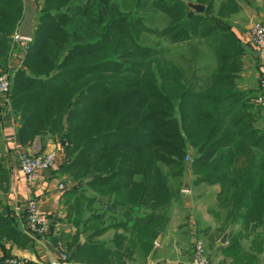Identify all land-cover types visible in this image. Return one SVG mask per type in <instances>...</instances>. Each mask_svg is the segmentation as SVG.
Returning <instances> with one entry per match:
<instances>
[{"label": "trees", "instance_id": "16d2710c", "mask_svg": "<svg viewBox=\"0 0 264 264\" xmlns=\"http://www.w3.org/2000/svg\"><path fill=\"white\" fill-rule=\"evenodd\" d=\"M36 2L33 39L11 87L19 143L26 149L38 137L43 151L47 136L59 137L73 155L60 173L70 172L72 181L95 192L86 199L78 191L85 203L76 209L101 203L111 216L110 225L88 232L68 259L102 258L110 245L120 249L122 243L130 244L125 248L130 252L136 246L147 253L168 221V209L185 196L179 189L187 149L193 153L188 165L193 187L216 186L210 195L225 220L244 228L251 224L253 230L261 226L264 233V126H256L264 113L259 96L236 85L246 51L230 27L219 23L220 10L213 17L193 13L182 0H126L131 5L126 13L117 0ZM22 17L23 0H0V74L7 70L10 36ZM152 36L158 38L153 44L148 43ZM192 40L209 47L213 65L194 66ZM162 41L186 45L191 57L181 59L187 67L159 59L166 50ZM11 50L19 55L17 45ZM203 73L206 78L199 76ZM0 175L10 179L1 159ZM103 214L81 227L103 220ZM118 228L132 238L117 234L109 243L89 242ZM37 240L0 214V242L30 248ZM53 242L63 249L70 245L67 236ZM237 249L234 240L223 250L230 257ZM9 257L5 252L0 264ZM239 258L256 261L243 252Z\"/></svg>", "mask_w": 264, "mask_h": 264}, {"label": "rangeland", "instance_id": "374dc122", "mask_svg": "<svg viewBox=\"0 0 264 264\" xmlns=\"http://www.w3.org/2000/svg\"><path fill=\"white\" fill-rule=\"evenodd\" d=\"M182 1H183V3L184 2H190V3H196V4L201 5L203 7L202 13H204L210 17H213L214 13H216L217 11L220 10L221 14L219 15V23L220 24L222 23L223 25L229 26L230 29L234 33L238 31L239 34H244L243 32L245 31L246 28H244L243 26H245V24L248 23L247 31L249 32L250 27L254 24V21L252 20L253 17H251V13L253 10L250 6V3H253V2L257 3L259 0H182ZM117 2H120L121 10L124 13L129 12L131 5L127 4L126 0H117ZM38 10H39V8H38ZM148 13L157 14V12H155L154 10H150V11H148ZM199 14H201V13H199ZM150 27L154 30L159 29L158 25H151ZM235 29H238V30H235ZM16 32H17V29L10 36V39L12 42H10L11 48H10V52L8 53L9 55L6 59L7 67H8V65H10L12 63L13 54H12L11 49L14 47V45H17L16 43H19L15 39ZM157 41H158V38L152 36V37H150V40L148 41V43L151 42L153 44ZM160 43L166 48V50L164 53H162V55L159 56V59L172 61L176 65H178L184 69V67L187 64H186V62L182 61L181 57L182 56L185 58L191 57V52L187 51L186 45L182 44V43L181 44L180 43L179 44H168L167 41H162ZM191 44H192L191 49H193L194 51L197 52L195 57L193 56V58L195 59V62H196L194 65L195 67L201 69L206 65H212L213 64L214 55L212 54L211 50L209 49V47L206 44H204V43L198 44L197 40L196 41L192 40ZM193 68L194 67H192V69ZM14 70H16V69H14ZM188 74L189 73L186 72L185 75H188ZM206 74L203 73V75H199V76L206 78L207 77ZM12 81H13V79H12ZM11 96H12V93H11ZM258 99H259V97H257V99H256L257 102L260 101ZM0 114H1V118L3 117V115H5L4 113H0ZM67 116H68V114L65 113L62 117V123L64 125H66ZM256 126L258 128H260V127L263 128L264 122H258L256 124ZM0 129H1V119H0ZM46 139H47V142H50L53 146L52 149H54V153L56 156L55 157V165H56L57 171H58L50 179V183L51 184L55 183L56 188H58L59 185H62V194L65 193L66 191L70 190V189H73V191H74L73 194H66L65 193L62 196V200L60 201V204H59L60 205L59 206L60 207L59 212L56 214L55 217L52 215V216L47 218V221L49 224V230H48L47 235L49 237L52 234L57 235V237L62 236L63 238H65L67 236V241L70 245H68L69 247H66V245H65L64 250H65V255H68V253H70V250L73 247L78 245V243H80L81 241H84L88 232H90L96 228H99L102 225L107 224V222L110 223L109 218L111 216H109L110 214H107L105 212L106 206L102 205L101 203L93 204L91 207L86 208V210L81 209L78 211L76 209V207H75L76 205H80V207H82L83 203H85V199L82 200L80 198V196L77 194L78 191L84 192L86 199L95 195V192L91 191L90 189L82 188L76 181H72L70 172L60 173V171H59L60 166L67 163L68 161H70V159L72 158L73 155L67 154V150L64 149V146L60 142L59 137L47 136ZM3 141L4 140H2V136H1V132H0V159H1L4 167L6 168L7 172L10 173V171L12 170V166H11L9 159L7 158V148L5 147V142H3ZM35 144L37 147H39L37 145V143H35ZM40 146H42V145H40ZM20 148L22 149L23 146H20ZM40 149H41V147H40ZM43 151L45 152L48 150L45 148ZM186 156H188L190 158V161L192 160L193 153L190 149L186 150V153L182 158V167H183L182 178L184 175V171H186L188 178H189V190L184 194L185 196L182 198L183 200H182L181 206L176 204L177 202L173 204L172 207H174V209H173V213H172V217H171L174 226L182 223L181 228H183V231H185L184 232L185 236L181 235L183 237L181 238V241L179 242L180 244H178V246H177V247H179V249L177 248V252L179 254V256H177L178 257L177 259L181 260L182 264H188L189 258L191 255V242H192V240L195 239L197 242H200L201 245L203 246L204 251H205V255H206L207 260H208V264H229L230 262H231V264H264V256H263L264 243H263V238L261 235L257 237L256 243L252 244V242H249L250 244L253 245V246L251 245V248L249 246L250 244L247 243L248 239H246L247 242L245 240L239 241L243 250L247 251L246 253L253 255L255 257L256 261L255 260L254 261L253 260L248 261L247 259H244V258L240 259L239 254L241 253V251H238L239 249H237L235 252H233L230 255V257L228 256V253L230 251L226 252L223 250L222 255L226 259L225 260L226 262H224V263L220 262V260L214 259L215 258L214 257V248L218 244L217 243V237H213V238L208 237V234L212 235V234H214L215 231H213L212 230L213 228L211 227L213 225V221H212L213 219H211L212 214L210 211L207 212L205 210V208H207V206H211L212 204L215 203L214 197H212V195H210V193H212V191L216 190V186H212L209 188V187H202L201 185H198V186L193 187L192 181H193L194 175L190 173V171L188 169L189 166L186 164V162L184 160ZM9 177H10V175H9ZM174 182H175V180H169V184L171 187L176 186ZM181 182H182V179H181ZM9 183H10V179L8 180V178H7V181H5V179H2L0 177V214L5 213L10 218H12V220L14 222H16V220L14 218V217H16L15 213H19L23 206L21 207V205L19 203H16V201H13L16 204L12 203V206H10V207L5 204L6 199H5L4 195L8 193ZM3 187L5 188V190H3ZM180 187H181V185H180ZM209 195H210V197H209ZM204 197H206L207 200H205L204 204H201L202 206H200L199 202ZM32 199L39 201L36 198H32ZM219 210L220 211L217 212L216 214H219L220 217H224L225 211L222 209H219ZM205 211L207 213V217L204 216ZM100 213H104L103 214L104 215L103 220L92 221L91 224L89 223L88 225H86V228H84V229L81 227L82 221H84V220L86 221V220L90 219L93 215H99ZM238 224L241 225V223H238ZM206 226H207V228H206ZM250 226H251V224H250ZM250 226H247L245 228H241L240 231H244L245 233H247L246 236H248L249 232L250 233H255V231L257 232L258 227L253 230V229H250ZM241 227H242V225H241ZM23 228H24V225H23ZM201 229L206 230V232L203 235L201 234V232H199V230L201 231ZM261 229H262V227H261ZM23 231H24V229H23ZM118 233L119 232L113 231V232H111L109 237H112V236L114 237ZM261 233H263L262 230H261ZM256 234H258V233H256ZM218 235L220 236L221 233L219 232ZM49 237H48V239H49ZM106 237L107 236L105 235L104 238H106ZM185 238L188 239L190 242H187L185 240ZM45 240H46V238H45ZM234 240L236 242H238L237 237ZM101 241H102L101 235H96V236L91 237L89 239V242H91V243H100ZM129 245H130L129 243L128 244L122 243L119 245L120 249L115 247V246L110 245L106 249V252L108 251L107 257H106L107 260L100 258V256L97 254H92V255H88L85 258H79L78 261H81V262H77V260L76 261L72 260L71 263L73 262L72 264H104L106 262L109 263V261H112L113 263H115V259H116L115 256L118 254H120L122 256L120 258H123V259H120L119 262L120 261L122 263L124 262V264L130 263V259H131L130 257H131L132 251L130 252L129 249H125L126 246H129ZM134 248H136V246L133 247V249ZM259 250H261L260 253H259ZM11 257H13V256H11Z\"/></svg>", "mask_w": 264, "mask_h": 264}, {"label": "crops", "instance_id": "0c3cea01", "mask_svg": "<svg viewBox=\"0 0 264 264\" xmlns=\"http://www.w3.org/2000/svg\"><path fill=\"white\" fill-rule=\"evenodd\" d=\"M255 4L256 6L251 7L253 10L251 13V17H253L252 20L254 21V23H260L264 26V7L262 8V6L264 5V0H259ZM247 25L248 23L245 24V26H243L244 28H246L245 31L243 32L244 34H239L238 31L235 32V35L237 36L239 41L243 44L244 50L246 51L240 59L241 69L238 73L236 85L240 90L247 92L249 95L252 96L256 95L261 97V100L259 101V105L262 106V111L264 113V90L261 88V83L264 82V50L252 47L248 44ZM17 42H19L16 43L18 46L19 55L14 53L13 56L18 57L19 59L21 57L23 59L25 54V46L28 42H23L18 40ZM22 59H20L21 60L20 68L16 69L14 71V74L18 70L23 69ZM0 132H1L2 140H4L3 142H5V147L7 148V158L9 159L12 166V170L10 171V183H9L8 193L4 195L6 199L5 204L10 207L12 206V203L14 204L19 203L22 207L30 198H36L40 202L42 212L46 217V219L52 215L55 217L56 214L59 212V208H60L59 204L64 194V193L62 194V189L56 188L55 183L53 184L50 183V179L53 177L54 174L58 172L56 165L53 170L42 172L41 174H39L36 178L33 187H29V185L25 180V177L18 168V150L21 145L19 143L17 136V125L14 119L12 118L11 114H5L1 118ZM35 143H37L39 147H42L40 145H43V142L38 137L34 140L32 144L36 145ZM44 148H46L47 150H51L53 146L50 142H47L46 140V142L44 143ZM205 200H207L206 197L200 200V202L198 201L200 206H202L201 204H204ZM13 201H16V203ZM172 206L173 205H171L170 208L168 209V216H167L168 221L164 229L160 231L152 241L151 249L147 253H141V254L137 251V248H135V250L133 249L130 257L131 258L130 263H126V264H182V261L177 259L178 258L177 256H179L177 252V248L179 249V247L177 246L178 244H180L179 242L183 237L181 235H184L185 231H183V228H181L182 223L174 226L171 219L174 209V207ZM207 207H211L210 209L212 214L211 219H213L212 220L213 225L211 227L213 228L212 230L215 231L214 234L212 235L208 234V237L209 238L217 237V243H218L214 248L215 260H220V262L223 263L226 262L225 261L226 259L222 255L223 249L225 248V246L228 245L230 241L231 242L234 241L236 237L238 238L237 243L239 249H241L242 250L241 252L243 253H246L247 251L243 250L239 241L241 240L246 241V239H248V242L247 241L246 242L249 243L251 242V240H253V236L255 233H258L259 236L260 235L262 236L264 243V233H261L262 230L261 226H258L257 232L256 231L255 233L249 232L248 236H246L247 233H245L244 231H240V229L244 227H241V225H239L237 222L231 224L228 220H225L223 217H220L219 214H215L220 211L215 203ZM205 210L208 212L207 208H205ZM206 211L204 212V216L207 217ZM21 212L22 211H20L19 213H15L16 217L14 218L16 220L15 222L16 226L23 231L24 223L22 220V216L20 214ZM109 225L110 224L107 222V224L101 226V229ZM113 231H114L113 229H108L106 232H103L101 234V238H102L101 243L111 242V237L109 236ZM115 231L119 232L118 235L126 237L127 240H129V238L130 239L132 238L127 232H124L122 228H118ZM199 232H201V234L203 235L206 232V230L201 229V231L199 230ZM219 232L221 233L220 236L218 235ZM105 235L107 236L106 238H104ZM56 236L57 235L52 234L50 238L47 239V241L45 242L35 241L30 248H18L16 246H12L8 242H0V259L3 257L4 253L7 252L9 253V255L13 257L26 259L27 261H29L30 264H48L50 262L60 261L62 255L65 254V250L61 248V245L59 243L53 242V239ZM221 239L223 240L221 241ZM127 240L126 242H128ZM185 240L187 242H190L186 238ZM253 242L256 241L254 240ZM252 244L249 245L250 248ZM260 252L261 250H259V253ZM102 255L104 256V257L102 256V259L107 260L106 258L107 254L102 253ZM263 256H264V249H263ZM120 257L122 256L118 254L115 256L116 258L115 263L109 261V263L106 262L104 264H124V262L123 263L121 261L119 262L120 259H123Z\"/></svg>", "mask_w": 264, "mask_h": 264}, {"label": "built area", "instance_id": "2783aa9c", "mask_svg": "<svg viewBox=\"0 0 264 264\" xmlns=\"http://www.w3.org/2000/svg\"><path fill=\"white\" fill-rule=\"evenodd\" d=\"M16 40L29 42L19 39L16 32ZM247 41L255 48L264 50V26L260 23H254L248 32ZM21 60L18 57L12 58V63L8 65L7 70L0 74V111L4 114H10L11 111V86L14 74V69L20 68ZM261 88L264 90V82L261 83ZM261 97H259L258 100ZM64 147L66 144H62ZM55 153L54 149L41 151L40 147L32 144L29 148L18 150V168L25 177L29 187H33L36 178L39 174L46 171H51L55 168ZM187 165L190 163V158L185 157ZM62 189V185L58 186ZM23 214L24 232L27 235L35 237L38 242H45V236L49 230V224L44 216L40 202L30 198L20 210ZM1 264H30L24 258L9 257ZM48 264H72L68 256L63 254L60 261L50 262ZM188 264H208L205 251L200 242L195 239L191 242V255Z\"/></svg>", "mask_w": 264, "mask_h": 264}, {"label": "water", "instance_id": "95a60500", "mask_svg": "<svg viewBox=\"0 0 264 264\" xmlns=\"http://www.w3.org/2000/svg\"><path fill=\"white\" fill-rule=\"evenodd\" d=\"M185 6L193 13H202L203 7L199 4L184 2ZM38 14V5L36 0H23V17L20 25L17 28V36L19 39L31 41L34 35V24ZM189 190V178L187 172L184 171V175L181 182L180 191L186 193ZM224 238V237H222ZM223 239H221L222 241Z\"/></svg>", "mask_w": 264, "mask_h": 264}]
</instances>
